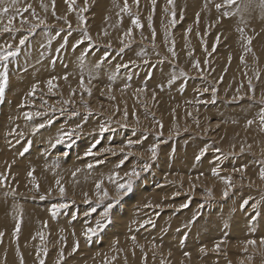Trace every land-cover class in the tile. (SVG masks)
<instances>
[{"label":"rangeland","instance_id":"obj_1","mask_svg":"<svg viewBox=\"0 0 264 264\" xmlns=\"http://www.w3.org/2000/svg\"><path fill=\"white\" fill-rule=\"evenodd\" d=\"M127 4L0 0V264H264V0Z\"/></svg>","mask_w":264,"mask_h":264},{"label":"snow or ice","instance_id":"obj_2","mask_svg":"<svg viewBox=\"0 0 264 264\" xmlns=\"http://www.w3.org/2000/svg\"><path fill=\"white\" fill-rule=\"evenodd\" d=\"M85 2H87V0H85ZM134 2L138 3V0H134ZM235 0H227V3L228 4H232L234 3ZM53 3H54V0H53ZM66 3L69 4V10L72 9V5L75 3V0H66ZM152 3L153 5L155 4V0H152ZM169 3H172V0H169ZM220 5H217V8H219ZM87 9H83V11H86ZM124 11H128V4H127V0H125V5H124ZM8 12V9L7 8H4L3 9V13H7ZM3 13H0V14H3ZM54 14V13H53ZM175 15V13H173V16ZM81 21H83V17H80ZM149 20H151V17H149ZM133 24H135L137 27H140V23H139V20L138 19H134L133 21ZM12 23V19L10 18L9 19V25H11ZM41 24L44 23L43 20L40 21ZM38 25H33V28L37 27ZM3 31H6V32H9V31H12V29L10 27H5L3 29ZM131 33V29L128 30V33L126 34H130ZM27 39V37H24L20 40V44L23 45L25 43V40ZM84 39H91L90 36H88L87 34V31L85 30L84 32ZM82 42V41H80ZM12 48L11 45H0V62H7L11 57H14L16 55H18L20 49L19 48H16L15 50H10ZM197 67L199 66L198 63L196 65ZM5 67V71L3 73H0V99H2L3 95H4V90H5V87L7 85V82H8V76H7V65L5 63L4 65ZM183 74V73H181ZM174 79V78H173ZM81 86L83 87V82L81 84ZM52 88V82L49 81V90H51ZM35 91V86L33 87V92ZM28 118L30 119L31 118V114H28ZM262 121H264V115H262L261 117ZM252 121H249V124H251ZM40 127H43V125H40ZM106 129L103 128V126L101 127V132L105 131ZM156 147L157 146H153L150 151L152 153V158L155 159L156 157ZM27 149H25L26 151ZM203 154V153H201ZM200 157H197V159H199ZM121 163H123V161H121ZM145 167V170L147 169V165L144 166ZM32 173L29 172V176H31ZM127 177H128V180L125 182V183H120L117 185V199L119 198L120 194L121 193H124V194H127L128 192H131L132 191V185H133V179L138 177L139 176V172L136 171L135 169H132L130 172L126 173L125 174ZM261 175V178L264 179V171H262L260 173ZM2 177H0V181H2ZM57 183H59V181H57ZM97 187L99 188V184L97 185ZM60 193L61 195L64 194V189L61 188L60 189ZM225 195H227V193H225ZM108 197V192L105 190L104 191V198H107ZM41 199H44L43 196L40 197ZM246 203V202H245ZM65 205H57V206H54V209H53V215H55L56 213V209L59 208V207H64ZM112 204H108L107 208L105 209V211L102 213V215L104 217H108V214H109V210L112 208ZM186 205H182V207H185ZM92 211H95V209L93 208ZM104 227V225L100 222V221H97V225L96 227H89L86 229V232H85V235L90 239L91 236L93 235H96L97 234V231L102 229ZM17 229H19V224H17ZM0 235H3L2 233H0ZM134 239V238H133ZM249 243H254L253 241H249ZM73 251H75V249H73ZM201 251H203V249H201ZM185 255H189L188 253H185ZM62 258V257H61ZM21 264H23V262L21 261ZM40 264H44V261L43 260H40Z\"/></svg>","mask_w":264,"mask_h":264},{"label":"bare ground","instance_id":"obj_3","mask_svg":"<svg viewBox=\"0 0 264 264\" xmlns=\"http://www.w3.org/2000/svg\"><path fill=\"white\" fill-rule=\"evenodd\" d=\"M169 6H170V5H169ZM118 7H119V6H118ZM41 70H42V72H44L43 69H41ZM37 72H38V71H37ZM33 73H34V72H33ZM40 73H41V72H40ZM38 75H39V73H38ZM17 168H18V167H17ZM3 223H4V222H3Z\"/></svg>","mask_w":264,"mask_h":264}]
</instances>
